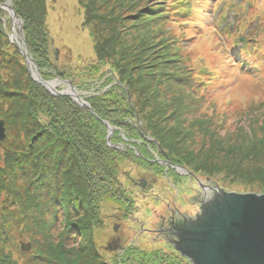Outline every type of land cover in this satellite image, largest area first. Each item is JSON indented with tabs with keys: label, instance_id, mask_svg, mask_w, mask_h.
<instances>
[{
	"label": "trees",
	"instance_id": "trees-1",
	"mask_svg": "<svg viewBox=\"0 0 264 264\" xmlns=\"http://www.w3.org/2000/svg\"><path fill=\"white\" fill-rule=\"evenodd\" d=\"M97 1L87 0L83 5L84 25L92 28L95 40V57L78 58L83 65L74 72L64 73L54 67L50 58L47 0H12L13 9L24 24L26 46L43 80L61 78L78 91H90L109 71L119 79L122 86L85 99L94 114L79 107L68 96L52 95L31 78L19 48L10 44L5 36L0 16V117L8 127L3 144L11 149L10 153L0 150V264H191L174 251L147 252L133 247L125 249L124 254L111 262L96 238V233L104 226L101 205L118 202V192H122L118 176L128 163L148 164L157 152L173 156V161L179 165H190L180 148L189 132L178 138L180 131L174 133L173 127L170 128V117L178 115L181 120L186 119L185 115L194 116L191 121L196 132L211 135L214 134L210 130L213 124L222 126L229 120L234 121L228 123L254 119L264 112V99L250 101L246 106H237L234 102L219 106L214 97L201 90V86H210L217 78L212 79L205 68H200L199 74L195 72L192 60L188 59L191 55H184L181 50L187 41L181 37L186 32L185 25L193 21L191 25L204 26L197 16L191 18L190 2L146 0L145 6L124 17L121 9L127 4L122 0L116 8L119 10L115 12L116 6L112 7L106 16L98 14ZM137 1L145 0L134 3ZM3 3L4 0H0V4ZM241 22L238 18V25ZM171 23L179 29L175 33L170 28ZM138 26L142 27L143 34L130 33ZM218 27L217 31L227 39ZM257 27L241 47L237 46L235 37L229 48L233 53L229 58L232 66L248 78L254 74L264 77V42L261 41L264 37L261 38ZM208 31L207 28L204 33ZM5 47L20 58L18 63L22 65L17 68L18 73L5 60ZM3 63H8L7 74H4ZM10 65L13 70H9ZM226 76H232L230 69ZM112 80L105 81L100 91L106 90ZM160 85H167L171 91L167 98L172 103L170 106L159 100ZM164 95L167 96L166 92ZM133 96L137 97L138 112L128 100ZM170 108L174 111L168 116ZM137 118L146 128L132 127L131 121ZM103 121L112 127L130 129L136 134L130 138L137 141L128 149L120 150L117 146L123 143V138L115 132L110 139L114 146H109ZM150 137L155 141H147ZM190 138L188 136V140ZM140 139L145 140L141 142L143 145L138 143ZM217 145L210 143L207 157H214L212 151L219 148ZM225 151V161L229 156L239 155L238 162L232 160L236 166L241 160L257 165L258 161H264V140L263 137L249 139L242 146ZM188 156L191 162L194 158ZM5 175L10 182L24 181L27 186L24 198L17 191L14 200L6 203L2 200L4 192L8 196L12 191L10 183H5ZM256 176L264 178V168ZM19 227L20 238L15 242L12 235Z\"/></svg>",
	"mask_w": 264,
	"mask_h": 264
},
{
	"label": "rangeland",
	"instance_id": "rangeland-1",
	"mask_svg": "<svg viewBox=\"0 0 264 264\" xmlns=\"http://www.w3.org/2000/svg\"><path fill=\"white\" fill-rule=\"evenodd\" d=\"M6 1L7 0H4V3L0 5H4ZM101 1H104L105 3L102 4ZM122 1L124 4H127L121 9L122 15L124 17L130 11L132 13L137 12L143 7V4L145 6L146 3V0L141 2L137 1L136 3H134L135 0ZM122 1L98 0L97 3H95L96 10L100 16H106L110 10H113L112 7L116 6L115 9L119 8L117 6L119 3H122ZM186 1L190 2L191 8L189 13L191 14V18L192 16H197L198 19L204 23V26L196 24L191 25L193 21L185 25L183 30H186V32L184 31L181 37L186 38L187 41L183 44L181 50L184 55H191L192 59H188L192 60L191 66L194 68L195 72H198L200 68H205V72L211 74L212 79L217 78V80H214L215 82L213 81L210 86H201V90L203 92L206 90L209 96L214 97L219 106H222L225 102L229 104L234 102V104L237 106H246L250 101H259L264 99V77H260L256 74H254L251 78L245 77L240 74V72H237V70L232 66L233 62L229 60V58L233 57L232 51L229 50L231 45L234 43L233 38L237 37L236 44L237 46L241 47V45L248 38L249 34L255 31L253 28L257 27L260 22L261 23L257 29L260 30L259 34L261 38L264 37V0ZM130 2L131 4L129 5ZM152 2H155V0H152ZM86 3L87 0H47L48 16L46 24L50 33V58L54 64V67L59 71L64 70V73L70 72L72 70L74 72L77 68L81 67L80 65H83L84 62L78 61V58L91 60L95 57V40L92 36V28H87L84 25L85 10L83 5ZM0 9L2 10L0 16L6 34L5 36L7 37L10 44H15V46H17L16 41L11 39V36L13 28L18 34V26L16 24L13 26L12 19L7 10L1 7ZM118 10L119 9H116L115 12ZM238 18H241L242 20L239 25L237 23ZM133 19L134 18H132V20ZM220 21H222L220 24L221 27H218V23ZM217 27L220 28L219 30L224 31V33L228 36L227 39L223 34L217 31ZM170 28L173 33L179 30L177 25L173 23H171ZM207 28L209 31L204 33V30H207ZM226 30L230 31L227 32ZM136 31L140 34H143V29L141 26H138L136 30H131L130 33L136 35ZM100 32L104 35L102 30H100ZM232 33H234L233 36H231ZM17 36L19 37V35ZM241 39H243V41H241ZM18 41L20 42L19 38ZM261 41L264 42V38L261 39ZM5 48V52H7L4 56L5 60L7 62L9 61L14 68V72L18 73L17 68L22 65V62L20 64L18 63L20 60L19 56L12 49L7 47ZM57 50H59V54L57 57L58 59L56 60ZM19 53L22 55L21 51ZM22 58L24 59L23 64L27 66L23 55ZM7 64L5 65L3 63V66L6 68ZM12 66L10 65L9 70H13ZM106 68L111 70V68L108 66H106ZM229 69L232 71V76L230 78L226 76ZM4 71V74H7V68ZM222 76L224 77L223 81H221ZM110 78L113 79L111 84L108 88H106V90L101 92L100 88L105 83V81ZM102 79L103 80L95 83V87H93L90 91L77 90L85 102H87L85 99L91 94L94 96L101 95L112 87L114 88L119 87L120 85L122 86V84L119 82V79L114 77L110 71L107 73V76L103 77ZM166 86L167 85L159 86V100L162 103L169 104L170 106L172 103L167 98H169L168 94H170L171 91ZM65 89L66 86L64 84H60L57 87L58 91H63ZM224 89L227 90V93H222ZM164 92H166L167 96L164 95ZM128 100L129 102H132L133 105H135L134 109L138 112L139 108L136 106L137 97H128ZM91 110L89 111L91 112ZM173 111L174 109L170 108L167 111L168 116ZM195 116L199 115L195 114ZM176 117L178 119V115H176ZM176 117H170L169 126L170 128L173 127L174 133L177 132L175 130L180 131L177 133L178 138H182L185 132H189L188 136L191 138L188 140L187 136L185 143H183L182 147L180 148H182L181 153L185 154L187 164L190 165L188 167L179 165L173 161V156H165V154L162 155L157 152L154 153L153 158L148 160L151 163H140L138 165L128 163V165H125V167L121 170L118 176L120 184L118 187L122 190V192H118V202H104L101 205V215L103 217L104 226L96 233V238L103 254L105 256L111 257V262L116 260L118 255L124 254L125 249L129 247L138 248L147 252H170V249L164 245H155L149 234H142L137 231L139 225L136 223V219L146 222L147 225H151V223H153V211L158 210L161 205L154 203L152 199L154 197L152 194L164 192L165 189L168 188V183L169 185L172 183L180 184L185 182V179L189 187L197 189L195 186L199 185L198 183L206 186L210 185L211 183H209V179H207L210 178V180H213L219 188L228 193L236 192L264 194V178H259L256 176L258 171L264 168L263 160L258 161L257 165H253L247 160H241L239 161L241 163L236 166L232 160L238 162L239 155L235 154L233 156H229L226 158V161L224 159V153L226 152L225 150H228L229 148H238L239 146H242L243 142H247L249 139L256 140L263 137L264 140V112L254 119L244 118L237 122L228 123L234 121L229 120L222 126L213 124V127L210 130L214 132V134L211 135H203L206 133L196 132V127H193V122L191 121L196 117H188L185 115L186 119L182 117L181 120H176ZM135 120L137 123L136 121H131L132 127L140 129L146 126L139 118ZM0 121L4 122L5 134L7 138L8 127L6 122L1 117ZM112 129L113 135H115V132H118L123 138V143L117 146V148L120 150L128 149V146L133 145V143L137 141L136 139H132V137L130 138L132 134L133 136L136 134L130 129L126 130V127L120 129L117 127H112ZM4 141H2L0 144V150L4 153H10L11 149L3 144ZM147 141L152 142L155 140L150 137V139L147 138ZM139 142L142 144L145 142V140L140 139L138 143ZM211 142L218 143L217 146H219V148L216 147L215 150L212 151L214 157L209 158L207 156ZM110 144L112 147L114 146L111 141ZM188 155H192L194 158L191 161L192 163L189 161L190 157ZM160 161L170 162L171 164L175 165V167L179 168V170L177 172L174 170V172L171 170L172 168H170V170L167 171V168L161 165ZM212 171L214 173L209 174V172ZM130 178L134 179L135 181L146 178L150 183L154 179L159 180L156 185L151 186V190L149 189L146 192L135 187L131 183ZM5 179L7 180L5 183L9 182L12 188V191H10L8 196L5 192L3 193L2 200H6L5 203L8 200H14L17 191H20L22 198L25 197L27 186L24 184L22 179H16L15 181L10 182L8 175H5ZM173 192H177L176 189H174ZM143 205L149 209V213L147 215H142L139 211ZM6 206L8 208L13 207V205ZM20 231V227L16 228L14 236L12 235L15 242L16 239L20 238ZM116 236L121 238L120 245L122 250H116L113 244V238ZM24 237L26 236L24 235ZM108 246H110L112 250L106 249Z\"/></svg>",
	"mask_w": 264,
	"mask_h": 264
},
{
	"label": "water",
	"instance_id": "water-1",
	"mask_svg": "<svg viewBox=\"0 0 264 264\" xmlns=\"http://www.w3.org/2000/svg\"><path fill=\"white\" fill-rule=\"evenodd\" d=\"M0 7L9 12L13 26H18V34L13 28L11 39L20 48L32 79L52 95L68 96L80 107L91 110L90 105L68 80L42 79L40 70L26 47L23 21L15 13L12 1L7 0ZM58 54L59 50L56 51V60ZM60 84H64L66 89L58 91ZM91 112L94 114L92 110ZM103 124L108 129L107 140L111 146L109 139L113 135V129L107 122L103 121ZM5 138L4 122L0 121V144ZM207 179L211 184L203 198L197 201L199 212L195 219L177 223L172 231L174 250L191 264H264V194L228 193L213 180ZM195 187L199 189V185ZM106 249L112 250L110 246Z\"/></svg>",
	"mask_w": 264,
	"mask_h": 264
},
{
	"label": "flooded vegetation",
	"instance_id": "flooded-vegetation-1",
	"mask_svg": "<svg viewBox=\"0 0 264 264\" xmlns=\"http://www.w3.org/2000/svg\"><path fill=\"white\" fill-rule=\"evenodd\" d=\"M148 162L151 163L150 161ZM160 162H161L160 163L161 165L167 168V171H169L170 168H172L171 169L172 171L175 170L176 172L179 170V168L175 167V165L171 164L170 162H167V161H164V162L160 161ZM158 180L154 179L150 183L146 178L143 180H137V181L130 178L131 183L135 187L143 191H146V192L149 189L151 190V186L156 185ZM184 181L186 183L185 182H182L180 184L178 183L179 185L173 184V183L169 185L168 183V188L165 189L164 192L152 194V196L154 197L152 198L154 203L160 204L161 207L158 210L153 211L154 216L152 218L153 223H151V225L150 224L147 225L146 222L136 219V223L139 225V228L137 231L141 232L142 234H149L155 245H164L168 249H170V251H174V252L176 251L174 250V247L172 245V241L174 240L172 231L177 225L176 221L178 218L177 209L179 207V197L183 195L185 188H189L195 193V195L191 197H185V198L197 202L198 200H201L203 198L206 189L209 187V186L198 183L199 189H195V188L189 187L185 179ZM174 189H177V192H173ZM196 206L199 208V205L197 203H196ZM148 213H149V209L147 208V214ZM120 239L121 238L119 236H116L115 238H113V244L115 248L122 250V247L120 245V241H121Z\"/></svg>",
	"mask_w": 264,
	"mask_h": 264
},
{
	"label": "clouds",
	"instance_id": "clouds-1",
	"mask_svg": "<svg viewBox=\"0 0 264 264\" xmlns=\"http://www.w3.org/2000/svg\"><path fill=\"white\" fill-rule=\"evenodd\" d=\"M194 195L195 193L191 189L185 188L183 195L179 197V207L177 209L178 218L176 221L177 223L183 222L184 220L195 219L197 213L199 212V208L196 206L197 202L185 198Z\"/></svg>",
	"mask_w": 264,
	"mask_h": 264
},
{
	"label": "bare ground",
	"instance_id": "bare-ground-1",
	"mask_svg": "<svg viewBox=\"0 0 264 264\" xmlns=\"http://www.w3.org/2000/svg\"><path fill=\"white\" fill-rule=\"evenodd\" d=\"M17 37V36H16ZM140 213L142 214V215H145V214H147V207H145L144 205L140 208Z\"/></svg>",
	"mask_w": 264,
	"mask_h": 264
}]
</instances>
